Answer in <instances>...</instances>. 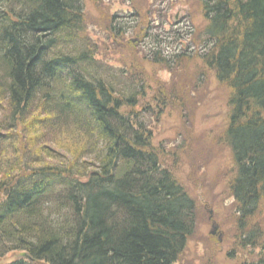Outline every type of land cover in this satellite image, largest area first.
<instances>
[{"label": "trees", "instance_id": "trees-1", "mask_svg": "<svg viewBox=\"0 0 264 264\" xmlns=\"http://www.w3.org/2000/svg\"><path fill=\"white\" fill-rule=\"evenodd\" d=\"M197 2L199 59L230 90L223 140L241 244L261 250L245 264H264V229L245 234L264 205V0ZM84 10L83 0H0V261L175 264L195 202L160 163L144 78L96 59ZM138 19L111 29L121 36ZM159 35L152 63L172 69L190 56Z\"/></svg>", "mask_w": 264, "mask_h": 264}, {"label": "rangeland", "instance_id": "rangeland-1", "mask_svg": "<svg viewBox=\"0 0 264 264\" xmlns=\"http://www.w3.org/2000/svg\"><path fill=\"white\" fill-rule=\"evenodd\" d=\"M86 39L97 52L96 59L119 75L145 80L146 99L155 117L151 123L153 142L161 165L170 170L195 202L196 223L184 253L175 264H245L260 257L257 247L243 248L230 193L235 176L231 151L223 140L228 124L230 90L199 59L206 21L197 0H83ZM138 21L121 36L111 26H123L129 15ZM112 24V25H111ZM178 39L179 50L189 54L184 60L173 57L172 69L152 63L151 35ZM192 47L188 48V46ZM147 112V111H146ZM149 113V112H147ZM153 115V113H149ZM212 224L218 230L214 235ZM264 229V205L248 223L249 230ZM13 252L1 259L9 264L20 259Z\"/></svg>", "mask_w": 264, "mask_h": 264}, {"label": "water", "instance_id": "water-1", "mask_svg": "<svg viewBox=\"0 0 264 264\" xmlns=\"http://www.w3.org/2000/svg\"><path fill=\"white\" fill-rule=\"evenodd\" d=\"M215 229L217 228V226L215 225V226H213ZM212 234H214V233H212Z\"/></svg>", "mask_w": 264, "mask_h": 264}]
</instances>
